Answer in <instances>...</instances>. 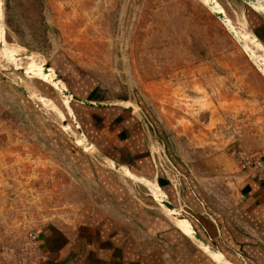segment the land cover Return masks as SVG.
Masks as SVG:
<instances>
[{"label":"rangeland","instance_id":"374dc122","mask_svg":"<svg viewBox=\"0 0 264 264\" xmlns=\"http://www.w3.org/2000/svg\"><path fill=\"white\" fill-rule=\"evenodd\" d=\"M256 22L264 26V0H0V264H35L30 234L51 220V205L64 208L60 187L55 202L46 181L34 184L66 172L36 131L61 129L130 176L81 138L75 96L50 62L56 51L92 71L102 101L129 106L150 131L158 126L151 157L189 164L264 143V37ZM153 193L165 209V194Z\"/></svg>","mask_w":264,"mask_h":264},{"label":"crops","instance_id":"0c3cea01","mask_svg":"<svg viewBox=\"0 0 264 264\" xmlns=\"http://www.w3.org/2000/svg\"><path fill=\"white\" fill-rule=\"evenodd\" d=\"M252 25L264 37L263 24ZM51 58L63 84L79 99L72 109L91 147L130 176L90 156L61 129L36 131L66 172L33 180L41 186L46 181L50 201L58 202L52 191L60 187L65 202L62 209L51 205V220L33 232L35 264H264V185L241 169L240 154L220 151L189 164L172 157L181 174L173 186L149 152L154 129L162 136L158 126L150 131L129 106L97 97V78L67 52L56 51ZM10 133L5 130V137ZM240 149L264 161V143ZM143 181L184 212L188 230ZM21 183L18 198L24 199ZM7 199L4 192L3 216L9 215Z\"/></svg>","mask_w":264,"mask_h":264},{"label":"built area","instance_id":"2783aa9c","mask_svg":"<svg viewBox=\"0 0 264 264\" xmlns=\"http://www.w3.org/2000/svg\"><path fill=\"white\" fill-rule=\"evenodd\" d=\"M240 154V167L241 169L249 170L248 176L253 179H257L262 185H264V161L263 160H252L248 155H244L241 152L235 151ZM155 166L163 169L166 179L173 186L178 185L180 178V171L174 163H172L167 156L163 153L161 157L154 152L151 153ZM31 238H35V234H30Z\"/></svg>","mask_w":264,"mask_h":264},{"label":"water","instance_id":"95a60500","mask_svg":"<svg viewBox=\"0 0 264 264\" xmlns=\"http://www.w3.org/2000/svg\"><path fill=\"white\" fill-rule=\"evenodd\" d=\"M215 14H216L218 17H220L221 19L224 17V14H223L222 12H215ZM45 67H48V65L45 66ZM57 79H58V78H57ZM62 92H63L65 95H68V94H69V92H68L67 90H65V89L62 90ZM73 99L79 100V99L76 98V97H73ZM80 136H81V138L83 139V141L86 143V146H90V145H91V143H90L88 140H86V138H85L84 134L81 132V130H80ZM94 154H95L98 158H100L101 160H103L104 162H107V163L112 164V165L114 166L115 169H119V165H118V164H116V163L110 161V160H109L107 157H105L101 152H99V151H95ZM160 203H161L162 205H164L165 208H167V209H168L170 212H172V213H174V211L176 210L175 207L173 206V204H171V203L167 200V198H163L162 200H160ZM174 215H175L178 219H183V220L185 219V217H184L183 215H178V214H175V213H174Z\"/></svg>","mask_w":264,"mask_h":264},{"label":"bare ground","instance_id":"6f19581e","mask_svg":"<svg viewBox=\"0 0 264 264\" xmlns=\"http://www.w3.org/2000/svg\"><path fill=\"white\" fill-rule=\"evenodd\" d=\"M226 18H225V15H224V17L222 18V20H225ZM56 82V81H55ZM179 220H183V219H179ZM185 220H183V227L185 228V230H188L187 228H186V225H185Z\"/></svg>","mask_w":264,"mask_h":264}]
</instances>
